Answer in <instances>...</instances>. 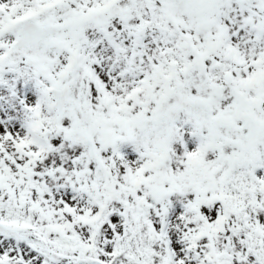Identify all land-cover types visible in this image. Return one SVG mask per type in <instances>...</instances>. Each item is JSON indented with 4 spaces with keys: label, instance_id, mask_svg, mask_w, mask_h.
I'll return each instance as SVG.
<instances>
[{
    "label": "snow or ice",
    "instance_id": "snow-or-ice-1",
    "mask_svg": "<svg viewBox=\"0 0 264 264\" xmlns=\"http://www.w3.org/2000/svg\"><path fill=\"white\" fill-rule=\"evenodd\" d=\"M0 264H264V0H0Z\"/></svg>",
    "mask_w": 264,
    "mask_h": 264
}]
</instances>
